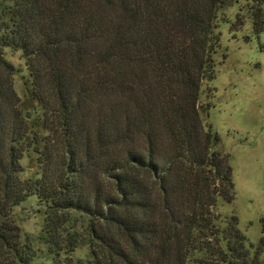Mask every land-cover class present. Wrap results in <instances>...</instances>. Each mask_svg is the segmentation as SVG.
<instances>
[{
	"label": "trees",
	"instance_id": "1",
	"mask_svg": "<svg viewBox=\"0 0 264 264\" xmlns=\"http://www.w3.org/2000/svg\"><path fill=\"white\" fill-rule=\"evenodd\" d=\"M235 1L0 0V264L37 258L12 214L31 195L50 264H260L264 227L249 259L237 215L219 225L232 165L199 103L216 74V19ZM246 1L264 31V0ZM6 47L25 60L44 135ZM30 154L38 170L25 177Z\"/></svg>",
	"mask_w": 264,
	"mask_h": 264
},
{
	"label": "rangeland",
	"instance_id": "2",
	"mask_svg": "<svg viewBox=\"0 0 264 264\" xmlns=\"http://www.w3.org/2000/svg\"><path fill=\"white\" fill-rule=\"evenodd\" d=\"M238 13L244 15L245 22L232 30ZM215 30L219 32V47L214 54L216 74L202 83L199 103L203 107V123H210L219 135L218 150L230 156L235 196L231 202L219 198L214 211L220 215V226L226 217L237 215L238 227L248 239L250 259L264 227V31L253 30L246 0H236L222 9ZM4 55L14 66V87L20 106L32 112L31 122L37 121L35 129L44 135L40 127L41 107L32 95L21 51L6 47ZM205 106L209 108L207 112ZM21 163L23 176L36 175L38 167L33 154L25 155ZM12 214L21 229L22 241L30 243L36 252L34 264H50L51 255L43 240L44 204L31 195L16 205ZM87 252L86 246H80L73 255L85 259ZM258 259L264 264V248Z\"/></svg>",
	"mask_w": 264,
	"mask_h": 264
}]
</instances>
